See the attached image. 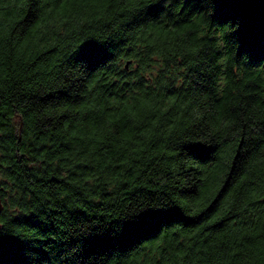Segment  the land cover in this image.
<instances>
[{"label": "trees", "instance_id": "trees-1", "mask_svg": "<svg viewBox=\"0 0 264 264\" xmlns=\"http://www.w3.org/2000/svg\"><path fill=\"white\" fill-rule=\"evenodd\" d=\"M0 264H264V0H0Z\"/></svg>", "mask_w": 264, "mask_h": 264}, {"label": "water", "instance_id": "water-1", "mask_svg": "<svg viewBox=\"0 0 264 264\" xmlns=\"http://www.w3.org/2000/svg\"><path fill=\"white\" fill-rule=\"evenodd\" d=\"M0 209H1V203H0Z\"/></svg>", "mask_w": 264, "mask_h": 264}]
</instances>
